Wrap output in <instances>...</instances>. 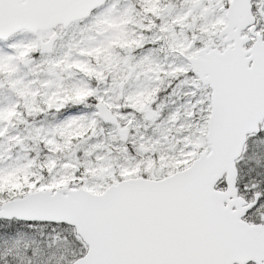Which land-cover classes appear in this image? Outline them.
Listing matches in <instances>:
<instances>
[{
	"label": "snow or ice",
	"instance_id": "snow-or-ice-1",
	"mask_svg": "<svg viewBox=\"0 0 264 264\" xmlns=\"http://www.w3.org/2000/svg\"><path fill=\"white\" fill-rule=\"evenodd\" d=\"M0 264H264V0H0Z\"/></svg>",
	"mask_w": 264,
	"mask_h": 264
}]
</instances>
